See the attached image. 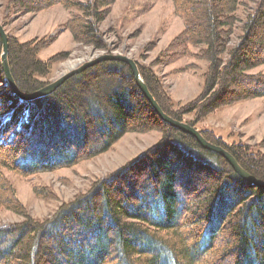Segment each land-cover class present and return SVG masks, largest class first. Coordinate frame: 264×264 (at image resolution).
I'll use <instances>...</instances> for the list:
<instances>
[{"label":"trees","instance_id":"16d2710c","mask_svg":"<svg viewBox=\"0 0 264 264\" xmlns=\"http://www.w3.org/2000/svg\"><path fill=\"white\" fill-rule=\"evenodd\" d=\"M12 1L18 10L29 11L60 3L76 13L66 21L74 39L106 47L98 23L114 0ZM172 2L185 25L179 42L203 45L201 56L208 61V70L202 97L176 111L155 76L139 66L162 110L181 121L186 112L204 115L237 99L264 96V73L248 72L264 64V0H253L234 44L231 29L241 0ZM8 42L18 89L30 93L44 86L48 61L38 59L29 42L10 38ZM1 54L0 37V206L24 212L3 169L29 175L70 166L107 150L135 129H159L163 137L92 183L87 192L60 204L51 216L38 220L25 214L19 223L0 226V264H264V188L243 180L223 157L161 120L127 64L96 63L51 94L26 101L11 89ZM96 128L97 136L90 138ZM200 132L264 180L263 154L242 144L225 145ZM161 146H168L171 153L159 151ZM183 167L210 174L201 200L187 199L186 190H194L190 181L177 186L176 175L185 173ZM146 168L142 181L129 180L131 172ZM126 182L130 192L121 188Z\"/></svg>","mask_w":264,"mask_h":264},{"label":"rangeland","instance_id":"374dc122","mask_svg":"<svg viewBox=\"0 0 264 264\" xmlns=\"http://www.w3.org/2000/svg\"><path fill=\"white\" fill-rule=\"evenodd\" d=\"M241 3L235 12L237 20L231 29L230 44L239 40L242 22L254 5L253 0H241ZM74 14L75 11L65 9L60 3L29 11L18 10L12 0H0V24L8 39L29 42L28 46L36 49V57L48 61V73L42 78L47 83L87 60L105 54H122L133 58L138 68L140 66L155 76L169 102L165 100L166 104L172 109L181 110L189 102L202 97L208 61L201 56L203 45H182L179 42L185 25L183 18L175 12L172 0H114L98 23L105 48H96L87 41L73 38L66 21ZM62 52L66 54L58 56ZM248 72L264 73V64ZM233 86L236 90L241 88L237 83ZM181 121L193 123L196 129L225 145L242 144L251 152L264 155V96L237 99L204 115L196 111L186 112ZM98 131L96 128L89 137L97 136ZM162 137L159 129H135L124 133L107 150L79 159L70 166L29 175L3 169L4 177L13 187L15 198L24 212L0 206V226L19 223L25 214L38 220L51 216L60 204L87 192L92 183L137 158ZM161 147L159 151L171 153L168 146ZM147 172L148 168L142 172L133 171L128 175L129 180L142 181ZM209 178L210 174L205 170H186L176 175L179 187L186 181L191 182L194 190L185 193L187 199L194 202L201 200L206 193ZM121 188L130 192L128 182ZM183 220L181 218L180 222Z\"/></svg>","mask_w":264,"mask_h":264},{"label":"water","instance_id":"95a60500","mask_svg":"<svg viewBox=\"0 0 264 264\" xmlns=\"http://www.w3.org/2000/svg\"><path fill=\"white\" fill-rule=\"evenodd\" d=\"M0 37L2 41V55H1V66L3 69V72L5 74V77L11 86L12 90L14 91L15 94L18 95V97L22 100L26 101H31L37 98H41L44 96H47L54 92L67 78L70 76L80 73L81 71L93 66L94 64L101 62L102 60H114V61H120L125 64H127L134 76L135 82L149 104L152 106L153 110L157 113V115L160 117L161 120L164 122L168 123L170 126L184 132L187 134L192 135L197 142L201 145L202 148L210 150L221 157H223L227 162L231 165V167L234 169V171L245 181L255 185L264 188V181L256 178L249 172H247L244 168L241 167V165L237 162V160L233 157V155L226 150L224 147L221 145L212 143L208 141L202 133L196 129L194 126L174 119L167 113H165L162 108L159 106L153 95L150 93L144 79L142 78L138 65L135 62L133 58L127 57L122 54H105V55H100L98 57H95L93 59L87 60L78 66L68 70L67 72L63 73L56 79L50 81L49 83L45 84L41 88L30 92V93H23L21 92L16 83L15 80L12 76L11 70L9 68V63H8V37L7 33L5 32L3 26L0 24Z\"/></svg>","mask_w":264,"mask_h":264}]
</instances>
